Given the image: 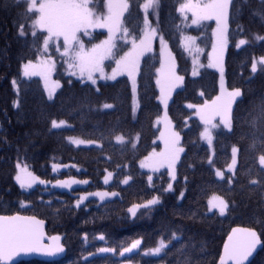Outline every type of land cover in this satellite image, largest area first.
<instances>
[{"label":"trees","instance_id":"1","mask_svg":"<svg viewBox=\"0 0 264 264\" xmlns=\"http://www.w3.org/2000/svg\"><path fill=\"white\" fill-rule=\"evenodd\" d=\"M144 1L126 0L122 24L129 40L142 36ZM227 1L224 86L238 90L240 97L230 107L231 130L214 131L211 165L208 147L200 139L202 125L186 104L211 100L218 92V74L202 68L192 77L181 37H195L206 62L214 23L190 27V15L180 10L185 0H158L156 14H147L173 54L183 82L167 107L182 148L172 190L167 191L166 170L149 174L138 166L140 159L160 148L154 126L161 113L155 83L157 44L141 61L136 111L126 77L94 86L64 74L61 63L55 75L60 88L49 100L38 79L20 74L22 63L44 53V34L31 31L36 14L25 1L0 0V215L18 213L42 220L47 236L65 249L57 261L17 264H217L223 242L236 226L257 233L262 247L249 264H264V168L259 163L264 155V66L251 70L253 59L264 55V0ZM105 4L106 0L90 3L97 13L104 12ZM103 35L97 32L91 41ZM238 40L245 44L238 47ZM127 47L118 41L115 53ZM54 120H64L68 127L53 129ZM118 136L123 138L120 143L115 141ZM71 137L96 145L74 147ZM233 148L237 159L230 173L225 170ZM17 163L47 183L75 178L87 184L70 190L48 184L22 189L14 181ZM51 164L67 168L54 173ZM214 168L225 171L223 179L216 178ZM106 171L113 175L107 185L102 181ZM99 190L116 192L117 197L103 202L90 198L74 206L80 193ZM212 194L226 201L225 215L207 212ZM152 198L158 203L129 218L130 206ZM137 239L138 251L118 256ZM159 241L166 245L160 256L141 254ZM102 247L113 253L96 254Z\"/></svg>","mask_w":264,"mask_h":264},{"label":"rangeland","instance_id":"2","mask_svg":"<svg viewBox=\"0 0 264 264\" xmlns=\"http://www.w3.org/2000/svg\"><path fill=\"white\" fill-rule=\"evenodd\" d=\"M25 1L29 11L36 14L31 23L32 32L44 34L43 54L34 61H27L20 66V74L23 78L38 79L44 89L46 84L52 82L58 84L54 90L53 97L60 88V82L55 78L58 64H62L63 73L82 82L96 85L98 81L113 82L119 77H126L131 86L132 104L137 110V78L142 58L154 51L157 44L159 55V67L156 69V89L161 113L154 120L157 129L155 142L160 144L159 149H153L148 155L140 159L138 166L140 170L153 174L160 170H166L170 179L167 191L172 190L176 174V164L182 153L179 143V134L174 129L168 116L167 107L172 93L182 86V77L177 73L173 54L168 48L166 41L157 33L156 26L149 20V12L156 14L158 0H146L141 8L144 13L142 36L137 40H129L127 32L122 24V16L126 9V0H106L103 13H97L90 5L91 0H22ZM227 0H185L180 10L185 15H190L189 26L196 27L203 22L212 21V45L206 62L202 61L200 48L197 46L196 38L185 34L181 37V46L191 64V76L196 77L202 68H208L218 74V92L209 101L200 105L186 104L192 110L202 125L200 132L201 141L208 147L212 163L214 154L213 134L217 129L231 130L230 107L240 97L238 90H227L224 87V57L227 39ZM103 32L104 35L95 41H91L94 34ZM128 44V47L120 54L115 53L117 42ZM245 40H238L237 46H243ZM54 52L57 55L52 56ZM264 66V55L256 57L252 61L251 70L255 72L259 66ZM90 77V78H89ZM94 81V82H93ZM53 99V98H52ZM60 129L68 127L64 120H54ZM64 121L63 124H60ZM207 130V131H206ZM209 137L211 139H209ZM81 143H74V140ZM74 147L95 146L92 141L71 137L68 139ZM116 142L123 141L121 136L116 137ZM237 159L236 148L232 149V160L226 168V172L233 173ZM259 163L264 168V155L260 157ZM54 173L64 170L67 165L51 164ZM217 179H223L224 172L214 168ZM112 172L106 171L102 181L109 184L112 180ZM15 183L22 189L31 188L36 185H50L56 189L70 190L72 188L84 187L86 180L75 178H57L49 183L41 180L21 163L16 164L14 176ZM117 197L116 192L107 190L83 192L77 195L74 206L83 204L86 199H96L103 202ZM217 201H223L224 214L227 211L226 201L217 194H212L207 199V212L217 213L220 211L211 205ZM158 203L157 198L135 204L128 209L130 219L135 218L138 213ZM141 240L137 239L127 247L120 250L118 256L124 257L139 250ZM165 243L159 241L154 247L141 250V254L147 257H158L163 253ZM113 253V250L102 247L96 254ZM127 264V263H126Z\"/></svg>","mask_w":264,"mask_h":264},{"label":"water","instance_id":"3","mask_svg":"<svg viewBox=\"0 0 264 264\" xmlns=\"http://www.w3.org/2000/svg\"><path fill=\"white\" fill-rule=\"evenodd\" d=\"M261 247L254 230L233 227L223 242L217 264H249ZM64 255V247L47 236L42 220L18 213L0 215V264L30 260L52 262Z\"/></svg>","mask_w":264,"mask_h":264},{"label":"snow or ice","instance_id":"4","mask_svg":"<svg viewBox=\"0 0 264 264\" xmlns=\"http://www.w3.org/2000/svg\"><path fill=\"white\" fill-rule=\"evenodd\" d=\"M56 87H59V85L58 84H54L52 82H49L48 84H46V89L45 90L47 92V95H48V99L49 100H51L53 98L54 90H55ZM238 94H240V93H238ZM105 107H109V105H105ZM63 123H64V121H61L60 122V124H63ZM58 126L59 125H57L56 122L53 121V127H58ZM209 139H211V138L209 137ZM73 142L79 144L82 141H80V140L77 139V140H74ZM211 206L218 208L219 211H220V213H221V215L224 214L223 201H217L216 203L212 204Z\"/></svg>","mask_w":264,"mask_h":264},{"label":"crops","instance_id":"5","mask_svg":"<svg viewBox=\"0 0 264 264\" xmlns=\"http://www.w3.org/2000/svg\"><path fill=\"white\" fill-rule=\"evenodd\" d=\"M225 87V86H224ZM230 111V110H229Z\"/></svg>","mask_w":264,"mask_h":264}]
</instances>
